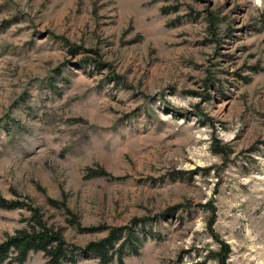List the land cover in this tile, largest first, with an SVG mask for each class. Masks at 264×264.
I'll return each instance as SVG.
<instances>
[{"label": "rangeland", "instance_id": "rangeland-1", "mask_svg": "<svg viewBox=\"0 0 264 264\" xmlns=\"http://www.w3.org/2000/svg\"><path fill=\"white\" fill-rule=\"evenodd\" d=\"M0 196L69 246L132 229L126 264H264V0H0Z\"/></svg>", "mask_w": 264, "mask_h": 264}, {"label": "trees", "instance_id": "trees-1", "mask_svg": "<svg viewBox=\"0 0 264 264\" xmlns=\"http://www.w3.org/2000/svg\"><path fill=\"white\" fill-rule=\"evenodd\" d=\"M77 50L73 53L77 54ZM100 66V64H99ZM103 66V65H101ZM218 153H223L218 150ZM108 175V174H105ZM116 179V178H115ZM117 180V179H116ZM51 204L60 208L64 203L50 200ZM0 208L4 210L29 209L31 217L28 219L29 230H19L9 235L0 243V264H25L31 254L44 253L48 264L76 263L83 255L97 257L100 264H111L118 258L120 264H126L123 256L131 254L138 256L142 240L133 234V230L124 232L123 229H114L110 235L99 242L90 243L86 247L69 246L61 231L47 227L36 209L20 201H7L0 196ZM99 229H86L94 232ZM219 245L217 251L210 252L209 260L218 264H227L230 256L228 244L215 238ZM119 245V246H117Z\"/></svg>", "mask_w": 264, "mask_h": 264}]
</instances>
